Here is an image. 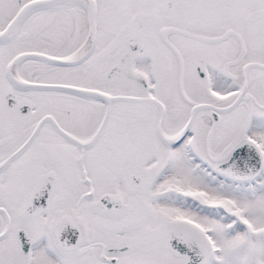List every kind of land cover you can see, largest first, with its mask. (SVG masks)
Listing matches in <instances>:
<instances>
[{
  "label": "snow or ice",
  "instance_id": "snow-or-ice-1",
  "mask_svg": "<svg viewBox=\"0 0 264 264\" xmlns=\"http://www.w3.org/2000/svg\"><path fill=\"white\" fill-rule=\"evenodd\" d=\"M0 264H264V0H0Z\"/></svg>",
  "mask_w": 264,
  "mask_h": 264
}]
</instances>
